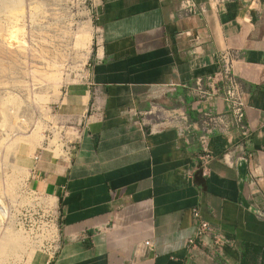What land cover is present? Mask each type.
Masks as SVG:
<instances>
[{"label":"crops","instance_id":"1","mask_svg":"<svg viewBox=\"0 0 264 264\" xmlns=\"http://www.w3.org/2000/svg\"><path fill=\"white\" fill-rule=\"evenodd\" d=\"M198 1L200 16L182 14L179 0H96L94 61L54 107L67 150L31 161L33 188L55 196L61 210V248L39 264H261L264 0ZM229 45L242 53L251 132L213 135L205 174L200 132L185 130L182 114L194 122L220 103L207 80ZM195 207L235 245L220 254L199 242L189 253Z\"/></svg>","mask_w":264,"mask_h":264},{"label":"rangeland","instance_id":"2","mask_svg":"<svg viewBox=\"0 0 264 264\" xmlns=\"http://www.w3.org/2000/svg\"><path fill=\"white\" fill-rule=\"evenodd\" d=\"M96 20V0H0V264L49 258L30 216L31 161L63 146L54 107L88 76Z\"/></svg>","mask_w":264,"mask_h":264},{"label":"built area","instance_id":"3","mask_svg":"<svg viewBox=\"0 0 264 264\" xmlns=\"http://www.w3.org/2000/svg\"><path fill=\"white\" fill-rule=\"evenodd\" d=\"M180 12L185 16L203 15L206 7L198 0H179ZM227 0H208L209 4L219 6ZM184 34L191 36L195 43L201 40L200 35H193L191 31H185ZM216 64L218 66L216 72L207 80V85L211 88L212 95L221 94L220 103L209 105L203 111L201 116L194 122L189 121L187 114L183 115V124L185 130H198L200 154L198 156V169L203 173L209 170V163L213 158L210 152V139L215 134L226 135L229 139L238 134L242 138L250 136L251 129L245 121V109L247 106V91L238 78V63L242 58V53L237 47L232 45L216 53ZM199 91L204 98L211 97L207 90L203 88V82L199 83ZM208 95V97H207ZM54 137V132L52 133ZM65 139V136H64ZM66 141V140H65ZM62 153L67 150L66 144H62ZM42 150H50L41 147ZM53 151V150H51ZM54 152V151H53ZM61 154V153H59ZM40 155L35 154V159H39ZM225 160H231L225 157ZM31 190V189H30ZM35 196L36 205L31 209L30 216L38 218V234L37 241L41 243V247L47 253L49 258H53L60 250L62 245V229H61V210L58 199L50 194L39 192L35 189L31 190ZM54 199V201H53ZM42 212V213H41ZM193 216L196 219L194 234L189 237L186 247L191 253L194 247L199 243L210 241L214 249L220 254L226 245H235V241L226 237L216 225L202 217L198 208L192 209ZM148 247H154L151 240L145 241Z\"/></svg>","mask_w":264,"mask_h":264},{"label":"trees","instance_id":"4","mask_svg":"<svg viewBox=\"0 0 264 264\" xmlns=\"http://www.w3.org/2000/svg\"><path fill=\"white\" fill-rule=\"evenodd\" d=\"M255 253H256V250H255ZM243 264H248V261L245 260V261L243 262ZM261 264H264V253H263V255H262Z\"/></svg>","mask_w":264,"mask_h":264},{"label":"bare ground","instance_id":"5","mask_svg":"<svg viewBox=\"0 0 264 264\" xmlns=\"http://www.w3.org/2000/svg\"><path fill=\"white\" fill-rule=\"evenodd\" d=\"M61 134V133H60ZM62 137V136H61ZM61 141H62V143L64 144V140H63V138L61 139ZM61 150H62V148H61Z\"/></svg>","mask_w":264,"mask_h":264}]
</instances>
